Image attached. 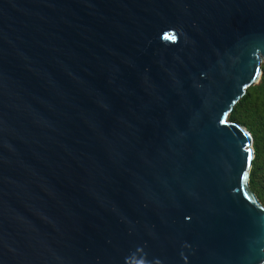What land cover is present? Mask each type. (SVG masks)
<instances>
[{"label":"water","instance_id":"obj_1","mask_svg":"<svg viewBox=\"0 0 264 264\" xmlns=\"http://www.w3.org/2000/svg\"><path fill=\"white\" fill-rule=\"evenodd\" d=\"M263 62L264 0H0V264H264Z\"/></svg>","mask_w":264,"mask_h":264},{"label":"trees","instance_id":"obj_2","mask_svg":"<svg viewBox=\"0 0 264 264\" xmlns=\"http://www.w3.org/2000/svg\"><path fill=\"white\" fill-rule=\"evenodd\" d=\"M258 83L248 87L229 115L231 121L246 126L253 136L255 157L250 171V188L264 205V64Z\"/></svg>","mask_w":264,"mask_h":264},{"label":"snow or ice","instance_id":"obj_3","mask_svg":"<svg viewBox=\"0 0 264 264\" xmlns=\"http://www.w3.org/2000/svg\"><path fill=\"white\" fill-rule=\"evenodd\" d=\"M248 159L251 160V150H249Z\"/></svg>","mask_w":264,"mask_h":264},{"label":"rangeland","instance_id":"obj_4","mask_svg":"<svg viewBox=\"0 0 264 264\" xmlns=\"http://www.w3.org/2000/svg\"><path fill=\"white\" fill-rule=\"evenodd\" d=\"M263 64H264V62H263ZM263 64H262V65H263Z\"/></svg>","mask_w":264,"mask_h":264}]
</instances>
